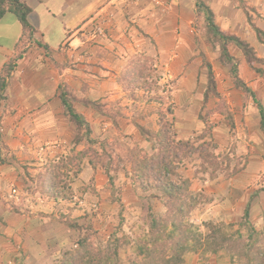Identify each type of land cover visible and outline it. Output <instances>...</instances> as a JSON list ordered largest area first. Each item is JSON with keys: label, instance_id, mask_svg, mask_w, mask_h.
I'll list each match as a JSON object with an SVG mask.
<instances>
[{"label": "crops", "instance_id": "crops-1", "mask_svg": "<svg viewBox=\"0 0 264 264\" xmlns=\"http://www.w3.org/2000/svg\"><path fill=\"white\" fill-rule=\"evenodd\" d=\"M19 1L28 10L31 36L14 10H7L0 18V71L12 62L5 82V118L0 128V198L7 184L22 188L23 176L15 166L43 165L58 159L42 156L37 146L55 145L60 154L84 147L83 142H76V126L65 114L62 96L89 123L93 138H111L118 132L125 136L138 133L136 125L141 122L130 119L136 110V95L129 92L128 98L120 80L121 73L138 54L154 55L161 80L175 82L172 92L176 108L183 112L178 117L179 109L175 108L174 118L182 129L192 130L199 124L192 118L200 108L207 71L212 69L227 108L226 112L215 114V119L213 116V140L220 145L228 143L229 129L236 124L242 126L243 134L247 131L249 138H254L256 132L248 129L252 126L255 131L258 115L251 106L242 108L241 91L234 87L229 72L234 65L242 84H264V0ZM206 16H211L223 34L221 39L206 27ZM100 23L110 38L101 39L98 45L87 44L84 38L94 24ZM223 42L226 57L222 55ZM245 50L258 61L249 64ZM219 52L222 58L230 57L232 61L219 63ZM257 90L253 87L255 94ZM99 101L112 103L113 109L123 111L132 107V113L124 112L122 117L111 120L91 107V102ZM150 113L148 123L154 126L151 121L156 113ZM261 147L257 149L264 153V146ZM257 198L264 199V190ZM38 201L30 210L27 203L13 206L1 198L0 264H32V259L37 264L40 241L35 239V233L39 224L31 213L41 209ZM226 202L219 212L220 220L225 221L226 217L230 219L227 222H233L232 202ZM256 207L252 212L256 216L253 225L260 229L264 206ZM215 256L204 259L189 254L184 264H222Z\"/></svg>", "mask_w": 264, "mask_h": 264}, {"label": "rangeland", "instance_id": "rangeland-1", "mask_svg": "<svg viewBox=\"0 0 264 264\" xmlns=\"http://www.w3.org/2000/svg\"><path fill=\"white\" fill-rule=\"evenodd\" d=\"M207 27V26H206ZM206 37H208V32H205ZM101 40V39H100ZM91 45H98L99 42ZM201 53H198V56ZM246 57V56H245ZM156 57L154 55L139 56L134 55L129 68H134V78L136 80H144L145 85L142 89H129L128 98L131 94L136 95L135 111L133 116L130 118L132 122H141V124L136 125L137 131L149 130L152 133H156L159 129V112L166 113L167 105L170 104L173 108V113H166L167 117L172 119L173 129L175 130L178 138L188 139L195 150L190 153V158L185 159L184 166H181L180 170L182 173L189 175H194L191 183V188L196 192L202 194V202L194 207L190 212L189 220L190 222L200 223L201 230L207 232L208 229L202 225V223L211 221L215 224H220L224 220L219 215L221 209L227 204V199L232 202L231 208V219H234V223L238 221L240 223L243 220V211L249 205V217L248 224L256 223L254 218L256 216L252 215L253 210H255V204H258L259 208L264 206V199L262 201H257L259 198V193L264 190V153H261V145L264 146V134L259 128V105L264 109V84L261 82L255 83L254 85L242 84L238 78L237 70L229 72V77L233 79V85L240 90V104L243 109H247L251 106L252 110H255L257 123L254 128L252 126L248 131L255 133L253 139H250L247 131L243 134L240 126H232L229 129V141L228 143L219 144L213 140V127L216 124L214 122L215 114L221 112H226L227 108L225 101L222 99L223 96L217 89L216 82L214 80L209 81L210 76H212V69L210 70V76L208 75L207 84L205 90L202 94V100L199 103L198 112L192 118L194 123H199L192 130H184L179 126V122L174 118L175 108H176V98L173 94V87L175 82L171 79L161 80V72L157 70L156 67ZM232 61V60H231ZM255 61H258L257 59ZM263 62V61H262ZM219 63L225 65L229 63L225 58H222L219 52ZM6 65V64H5ZM233 67V66H232ZM127 71V70H126ZM4 72V74H3ZM7 72V67L0 71V76L3 74L5 76ZM124 72V71H123ZM209 73V71H207ZM132 74V73H131ZM122 75V73H121ZM120 75V78H121ZM127 77V76H125ZM213 79V76H212ZM241 83L242 87L238 84ZM239 86V87H238ZM123 87V85H122ZM253 87L257 90L258 94L254 93ZM248 90H246V89ZM4 89H0V128L4 121L5 115H3V105H6V99H4ZM124 89V88H123ZM125 90V89H124ZM206 95V96H205ZM3 99V100H1ZM214 100V103H210ZM258 102V105L256 101ZM180 103V102H179ZM103 104V106L101 105ZM228 105V104H227ZM248 105V106H247ZM108 106L111 108L109 109ZM95 107V106H94ZM132 107H127L124 111L121 108H112V103H104L99 101L98 107L95 109L103 113L104 116L110 118L111 120L116 119L118 116L122 117L121 113L130 112ZM217 108L210 117L209 122H213L212 127L208 128L203 121L202 116L212 109ZM241 108V109H242ZM176 115L179 117L182 115L181 109L177 106ZM115 110V111H114ZM108 111V112H103ZM246 111V110H245ZM115 112V114H114ZM150 112L156 113V118L153 119L151 123L155 122V125L148 123L150 121ZM253 112V111H252ZM112 114H114V119H112ZM214 116V119H213ZM177 117V118H178ZM125 118V117H124ZM128 118V117H127ZM229 118V116H227ZM110 120V121H111ZM231 120V117L229 121ZM185 122L187 121L184 120ZM144 122V123H143ZM123 134H114L111 138L97 139L99 141L117 140V144H122L124 146H131L132 141L129 137ZM133 137V136H132ZM154 140V137H153ZM211 142L212 145H208L206 148L203 144ZM257 143V144H256ZM226 144V145H225ZM39 145V144H38ZM39 145L37 146V151L42 156L52 158H62L64 159L68 155H74L75 152L82 150L84 147L76 149L74 147L67 151V154H60V151L50 148V146ZM48 147V148H47ZM118 147V146H117ZM260 147V150L257 149ZM97 148V149H96ZM95 150H99L98 144H96ZM74 150V151H73ZM201 150V151H200ZM119 151V150H117ZM57 157V155H59ZM55 156V157H53ZM93 156V154L88 155L80 162L78 174L80 172V178L78 179L75 165H70L67 170L66 177L60 181V196L57 203L49 200L47 196H42L38 193L37 183L38 175L43 173V171L49 167V164H39V165H17L15 168L17 172L22 173V188H18L17 185L7 184L3 191L1 197L2 201L5 203H13V206L27 205V208L31 210V207L35 206L36 200L41 203V209L34 210L33 215L36 216L39 227L35 233V239L40 241L38 243V253L40 257H35V263L37 264H53L59 257L64 249L69 248L74 245L78 240V231L75 228L70 227L66 221H64L65 216L69 215L68 219H75L76 223L81 225L94 224V226L101 237L114 234L121 240L117 241V257L120 264H128V258L133 252V242L136 235L143 233L147 226V213H148V203L141 196V194H147V191H143L141 188L137 189L136 194L133 195L130 192V187L133 185L130 177L125 176L124 167L128 168L127 165L121 163L119 169L116 171L115 180L113 186L110 185L107 176L102 170V166L99 159L98 165L95 171L88 164V158ZM57 159V160H58ZM54 160L52 162H56ZM107 158L103 157L105 162ZM111 167H116L115 159H112L110 163ZM65 170L64 168L61 171ZM15 172V171H14ZM25 176V177H24ZM66 185V186H65ZM132 193V194H131ZM68 197V200L65 199ZM71 197V198H70ZM0 198V200H1ZM70 198V199H69ZM257 199V200H256ZM98 204V205H97ZM72 207V211L69 209ZM152 208L155 212V216H160L161 204L157 201H153ZM261 215L258 213V216ZM263 216L260 219L263 224ZM225 223L230 220L224 217ZM258 219V218H257ZM238 222V223H239ZM244 224V223H243ZM235 226L230 228V231L234 230ZM229 230V229H228ZM125 236V237H124ZM128 238L130 241L127 242L124 238ZM126 238V240H127ZM42 245V246H40ZM43 248V249H42ZM204 252V251H202ZM202 258L207 259L209 256L214 255V252L205 251L200 253ZM215 256L220 258L222 264H232L229 258L224 253H218ZM207 256V257H206ZM33 264V259H32Z\"/></svg>", "mask_w": 264, "mask_h": 264}, {"label": "trees", "instance_id": "trees-1", "mask_svg": "<svg viewBox=\"0 0 264 264\" xmlns=\"http://www.w3.org/2000/svg\"><path fill=\"white\" fill-rule=\"evenodd\" d=\"M9 9L17 13L22 25L26 30L29 29V36H31L32 29L26 17L27 8L19 0H0V18ZM206 24L208 29H211L220 39L222 38L223 34L220 33L211 16H206ZM221 49L222 55L226 57L224 42ZM245 55L249 64L256 60L252 58V53L248 50H245ZM227 58L228 62L232 60L230 57ZM235 69L233 66V71H236ZM134 72L132 67L122 73L120 80L125 90L142 89L145 85L144 80L134 78ZM3 74L0 76V89L5 88ZM212 80L210 76L209 81L212 82ZM239 85L242 87V84ZM61 99L65 106V114L76 126V142H83L84 148L75 152L74 155H68L64 159L59 158L56 162L50 163L51 165L38 175V193L57 203L58 198L63 197V195L60 196V181L67 176L65 174L69 166L75 165L74 172H77L80 162L90 154L93 156L88 158V164L95 171L97 161L101 159L100 166L111 186L114 184L119 165L123 163L128 167H124L125 176L130 177L133 183L130 192L132 191L134 195L139 188L148 192L145 195L141 194L148 203L147 228L145 232L135 236L133 253L128 258V264H184L188 254L202 255L200 253L205 251L215 254L224 253L232 264H264V216L260 229L252 223L245 226L249 217L248 203L243 211L244 222L242 223L223 221L215 224L207 221L202 223L208 229L204 232L201 230L200 223L190 222V212L202 202V194L191 188L194 175L183 174L180 168L184 166L185 159H189L190 153L196 148L188 139L178 138L173 129L172 119L166 115L167 112L173 113L170 104L167 105L166 113L161 111L158 114L159 129L156 133L141 128L135 136L129 137L132 141L131 146L122 144L115 146L117 140L99 141L91 137L89 123L73 111L66 97L62 96ZM256 103L258 105L257 101ZM90 105L92 108L94 106L97 108L99 102H91ZM215 111L218 109L212 108L205 113V116H202L207 125L206 132L213 125V122H209V117ZM259 115L260 128L264 134V109L261 105H259ZM96 144L99 146L98 151L95 150ZM208 145L212 143H205L203 147L206 148ZM103 157L107 158L105 162ZM112 159H115L116 167L110 166ZM63 168L65 170L61 171ZM65 199L68 200V197ZM153 201L161 204L160 216H155L152 208ZM68 217L67 214L64 221L78 231L79 237L74 245L62 251L53 264H120L116 242L121 238L114 234L101 237L94 229L96 228L94 224L81 225L76 223L75 219H68ZM234 226L235 229L230 231V228ZM126 238L124 240L129 242L130 240Z\"/></svg>", "mask_w": 264, "mask_h": 264}, {"label": "built area", "instance_id": "built-area-1", "mask_svg": "<svg viewBox=\"0 0 264 264\" xmlns=\"http://www.w3.org/2000/svg\"><path fill=\"white\" fill-rule=\"evenodd\" d=\"M105 38L107 39V32L105 30V27L100 24H94L92 30L89 32V35L85 38L88 44L97 43L100 41V39Z\"/></svg>", "mask_w": 264, "mask_h": 264}, {"label": "clouds", "instance_id": "clouds-1", "mask_svg": "<svg viewBox=\"0 0 264 264\" xmlns=\"http://www.w3.org/2000/svg\"><path fill=\"white\" fill-rule=\"evenodd\" d=\"M134 1V0H133ZM105 22L107 21V19H105L104 20ZM107 30V29H106ZM107 32V31H106ZM110 37H109V34L107 33V39H109ZM102 39H105V38H102ZM84 41L87 43V41H86V39L84 38ZM26 42H27V39H26ZM25 42V43H26ZM98 42H101V40L100 41H98ZM88 44V43H87ZM89 45H91V44H89ZM18 58V57H17ZM16 58V59H17ZM15 62V61H14ZM13 62V63H14ZM231 62V61H230ZM249 63V62H248ZM233 65V64H232ZM11 66H12V62H11V64H9L8 66H4L3 68H6L7 67V72H6V74H5V76H4V83L6 82V77L8 76L7 74H10L9 72H10V70H11ZM234 66V65H233ZM2 68V69H3ZM210 70V69H209ZM210 73H211V71H210ZM210 73H208V75L210 76ZM6 85V84H5ZM91 129V128H90ZM50 144H48L47 146H49ZM52 147H55V145L54 146H52ZM191 254H194V253H191ZM189 255V254H188ZM186 258V257H185ZM185 263V262H184Z\"/></svg>", "mask_w": 264, "mask_h": 264}]
</instances>
